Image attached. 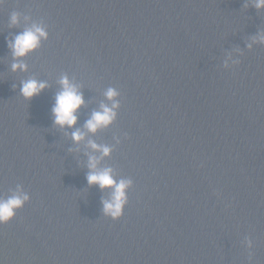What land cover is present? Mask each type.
Instances as JSON below:
<instances>
[{
  "label": "water",
  "instance_id": "water-1",
  "mask_svg": "<svg viewBox=\"0 0 264 264\" xmlns=\"http://www.w3.org/2000/svg\"><path fill=\"white\" fill-rule=\"evenodd\" d=\"M255 2L0 0V196L18 185L29 196L0 224V264H264ZM33 25L47 37L14 57L9 42ZM64 76L84 99L73 127L51 111ZM28 79L47 86L25 99ZM109 87L116 117L89 132ZM89 156L132 180L117 220L103 213L112 189L87 182Z\"/></svg>",
  "mask_w": 264,
  "mask_h": 264
},
{
  "label": "clouds",
  "instance_id": "clouds-1",
  "mask_svg": "<svg viewBox=\"0 0 264 264\" xmlns=\"http://www.w3.org/2000/svg\"><path fill=\"white\" fill-rule=\"evenodd\" d=\"M255 6L257 8L264 7V0H256ZM10 21L12 24L17 23L18 17L16 13H12ZM46 37L47 33L42 27L33 25L18 33L9 42V47L12 49L14 57H23L29 51L35 50L39 46L40 40ZM12 68L13 70L16 68L24 70L26 65L14 63ZM60 84L61 90L57 92L55 103L51 110L54 116V123L61 127H73L77 121L75 113L84 104L83 94L78 86L70 82L66 76L61 77ZM46 86V82L28 79L21 82L20 94L25 99H31L33 96L38 95ZM104 95L112 103L110 105L101 103L99 110L92 112L84 125L89 132L94 133L99 128L107 127L116 117L115 110L119 107V102L115 98L119 95V92L115 88L109 87ZM71 135L76 142L84 138V133L79 129L73 131ZM89 146L94 150L100 151L102 155H109L111 151L108 146L97 145L93 141H89ZM97 160V157L89 156L87 182L89 185L97 184L101 189H112L109 199L102 200L103 213L106 217L117 220L123 215V208L128 200L126 189L132 184V180L125 178L117 180L112 175L111 168L99 169ZM28 200V194L22 191L19 185L11 194L0 196V224L8 223L16 215L17 209L22 208Z\"/></svg>",
  "mask_w": 264,
  "mask_h": 264
}]
</instances>
